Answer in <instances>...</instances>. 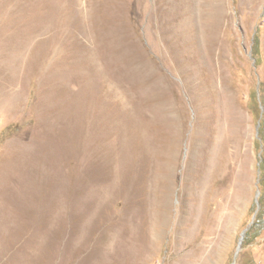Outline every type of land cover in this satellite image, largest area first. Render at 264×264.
<instances>
[{
	"label": "rangeland",
	"instance_id": "1",
	"mask_svg": "<svg viewBox=\"0 0 264 264\" xmlns=\"http://www.w3.org/2000/svg\"><path fill=\"white\" fill-rule=\"evenodd\" d=\"M166 1L0 0V264H105L110 243L122 241L125 167L137 169L133 181L154 167V80L140 76L156 69ZM203 1L195 0L201 8ZM222 3L223 76L238 109L226 133L232 163L210 183L212 201L199 194L188 202L187 239L171 223L149 264H264V0ZM120 79L124 97L111 92ZM94 90L123 101L135 118L126 128L132 158L116 164L106 160L109 149H100L102 167L111 170L106 178L91 176L89 119L77 128L80 111H92ZM187 110L188 137L195 108L188 103ZM187 155L184 140L181 161ZM180 195L176 187L173 215ZM254 214L252 223L261 220L262 227L244 235L235 256Z\"/></svg>",
	"mask_w": 264,
	"mask_h": 264
},
{
	"label": "bare ground",
	"instance_id": "2",
	"mask_svg": "<svg viewBox=\"0 0 264 264\" xmlns=\"http://www.w3.org/2000/svg\"><path fill=\"white\" fill-rule=\"evenodd\" d=\"M165 4L167 6L162 9L161 17L162 29L156 42V69L140 76L145 82L148 78L154 80L153 122L157 127L154 167L150 175L135 176L137 181H133L137 170L135 166L130 169L125 167L122 177L126 185L123 238L118 245L114 241L110 243L105 264H149L171 223L175 226V232H180L186 240L187 230L182 225H187L189 220L191 204L188 202L192 203L193 196L199 194L201 201H212L214 190L210 183L220 182L222 173L232 163L228 151L234 142L228 134L234 129L238 109L230 85L223 76L222 63L226 53L222 49L223 35L218 31L222 19V0H204L201 3L203 8L195 0H180L179 5L167 0ZM165 23L170 25L169 30L164 28ZM168 70L181 78L180 84L171 79ZM122 87L123 79H120L115 88L111 87V92L116 89L117 94L124 97ZM95 90L96 97L91 99L92 111L88 115L80 111L77 128L80 131L84 121L89 119L87 139L91 144V176L94 178L103 173L106 178L107 171L110 175L111 170L102 167L100 149H109L106 160L111 158L116 164L132 158L126 148V128L135 118L130 121L123 101L112 102L113 95L110 96V93L108 98L102 99ZM188 103L195 108V119L192 132L187 137ZM143 122L142 119L141 125L145 127ZM184 140L188 142V155L181 161ZM79 142H76L78 149L82 147ZM176 187L180 188L181 195L178 213L173 215L171 197ZM132 208H135V212L131 211ZM191 241L183 242L185 248L189 247ZM178 255L181 256V253Z\"/></svg>",
	"mask_w": 264,
	"mask_h": 264
},
{
	"label": "water",
	"instance_id": "3",
	"mask_svg": "<svg viewBox=\"0 0 264 264\" xmlns=\"http://www.w3.org/2000/svg\"><path fill=\"white\" fill-rule=\"evenodd\" d=\"M258 193H259V192L257 191V193H256V197H258ZM255 202H256V204H257V208H258V206H259V204H258V199H256ZM254 216H255V214L253 215L252 220H251V222L248 224V226H247L245 229H243V230L241 231V233H240V237H239V241H238V245H237V250H236L235 256H236L238 250L240 249V245H241L242 239H243V237H244L246 231H247V230L250 228V226L252 225V222H253ZM231 264H233V262H232Z\"/></svg>",
	"mask_w": 264,
	"mask_h": 264
},
{
	"label": "trees",
	"instance_id": "4",
	"mask_svg": "<svg viewBox=\"0 0 264 264\" xmlns=\"http://www.w3.org/2000/svg\"><path fill=\"white\" fill-rule=\"evenodd\" d=\"M259 227L260 228L262 227L261 220H258L256 222L252 223V225L250 226V228L246 232L245 237H248L249 235H251L253 237L254 235H256L255 231H257L259 229Z\"/></svg>",
	"mask_w": 264,
	"mask_h": 264
}]
</instances>
